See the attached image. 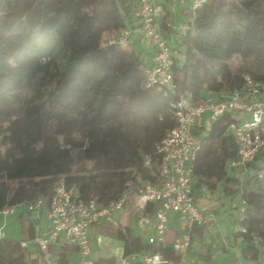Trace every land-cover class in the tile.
Listing matches in <instances>:
<instances>
[{"label":"trees","instance_id":"obj_1","mask_svg":"<svg viewBox=\"0 0 264 264\" xmlns=\"http://www.w3.org/2000/svg\"><path fill=\"white\" fill-rule=\"evenodd\" d=\"M139 9L140 0H0V211L41 198L48 214L61 181L104 205L131 187L129 225L101 223V233L122 243L123 256L159 252L179 261L171 247L155 248L134 231L137 176L153 179L146 158H154L156 145L176 126L182 98L204 103V92L240 90L244 76L264 82V0H206L188 10L173 88L147 86L148 65L128 44L114 41ZM232 122L224 113L208 129L193 131L198 149L191 185L193 194H214L239 183L245 206L237 225L245 232L235 236L242 257L257 260L264 246V162L257 161L264 152L247 164L251 171L241 182L230 175L227 166L237 154ZM78 134L83 148L73 143ZM88 164L85 173L75 169ZM153 213L149 204L147 214ZM19 217L33 241L35 223L25 212ZM74 251L69 244L54 247L53 264H70ZM37 253L32 258L22 243L0 242V264H47Z\"/></svg>","mask_w":264,"mask_h":264},{"label":"built area","instance_id":"obj_2","mask_svg":"<svg viewBox=\"0 0 264 264\" xmlns=\"http://www.w3.org/2000/svg\"><path fill=\"white\" fill-rule=\"evenodd\" d=\"M206 0H194L191 10H195ZM140 32L147 37L157 53L154 64L146 68L147 86L161 85L173 88V65L177 50L165 39L158 10L152 0H140L136 13ZM130 31L122 29L114 41L128 44ZM216 99L195 104L182 98L174 113L176 126L156 145L154 158H146V166L151 170L152 180L144 181L137 176L140 184L135 208L144 225L146 240L155 248L171 247L181 259H166L157 253H133L123 256L113 264H185V256L192 242L195 226L206 225L205 208L198 207L191 185V161L198 149V141L193 131L202 127L207 116L213 122L224 113H230L234 122L228 131L233 135L237 147L236 158L228 163V171L241 169L240 176H247V164L264 152V82L244 76L243 87L232 92L215 93ZM241 178V177H240ZM246 178V177H244ZM241 182L243 179H238ZM131 186V184L129 185ZM131 187L120 199L101 204L97 198L85 199L74 187L61 181L54 192L48 210L49 228L43 235L33 240L35 248L43 255L47 264L55 263L53 248L63 244L77 247L80 264H98L91 258L90 229L97 223L118 227V219L127 217L126 204L130 200ZM240 197V218L244 213L245 201ZM149 204L154 205V213L148 215ZM44 200L38 198L24 204L27 212L42 210ZM17 208H4L0 217L14 215ZM171 214L177 216L179 232L170 238ZM239 218V219H240ZM5 222L0 225V241L6 239ZM154 233L149 235L148 232ZM243 227L236 225L234 233H244ZM258 242V239H255ZM24 247L26 245L23 244Z\"/></svg>","mask_w":264,"mask_h":264},{"label":"rangeland","instance_id":"obj_3","mask_svg":"<svg viewBox=\"0 0 264 264\" xmlns=\"http://www.w3.org/2000/svg\"><path fill=\"white\" fill-rule=\"evenodd\" d=\"M181 51L182 54H180V57L182 58L184 56V50ZM203 94L207 101L211 99L210 93L204 92ZM36 98L41 100L45 98V96L37 94ZM210 124L211 122L207 121L204 128L208 129ZM73 143L76 148H83L85 145L84 139L79 134L74 136ZM257 162V164L262 163L264 162V159H260ZM89 168L90 165L88 164L85 166L78 165L75 169L85 173ZM237 171L238 169H235L232 172L229 171V174H237L238 176L240 173ZM233 192H236L235 198L231 200L230 196ZM240 192L241 189L239 183L232 182L224 190L225 195L223 194L222 189H219L215 194L202 195L199 192L196 193L195 196L197 198L204 197L205 202L211 201L217 203L219 210L216 215H213V220L210 221L209 224L203 226L205 228L202 233H193L190 248L184 258L186 262L185 264H264V246L259 247L260 252L257 260H247L241 255V239L237 238L234 233V227L237 225V221L240 218ZM224 198L227 199L224 200ZM22 211L23 208H18L16 214L10 215L5 219L0 217V225L5 222L4 231L7 241L23 243L26 245L30 253L35 255L38 254L37 248H35L33 241L27 237L25 233L26 224L22 223L19 217ZM127 214L126 218L118 219V227H113L125 229L129 225V211H127ZM220 215H224L225 219L220 220ZM47 216L48 215L44 209L36 212H25V217L34 222H37L39 219H44L45 229L47 228ZM37 229L38 235H43L46 232H44L45 229L43 230L41 227ZM144 229V225L140 220L135 222L134 231L136 234L145 235ZM90 238L91 258L93 260H119L122 257V243L114 236L102 234L101 223H97L90 229ZM195 256L198 258H195ZM70 264H80V256L78 252L74 251L70 254Z\"/></svg>","mask_w":264,"mask_h":264},{"label":"crops","instance_id":"obj_4","mask_svg":"<svg viewBox=\"0 0 264 264\" xmlns=\"http://www.w3.org/2000/svg\"><path fill=\"white\" fill-rule=\"evenodd\" d=\"M152 1L156 9L158 10V14H159L158 22L161 25L163 35L165 39L177 50L176 59H178L179 62H182L184 59V56L182 58L180 57V54H182L181 50H183L181 46V38L187 31V13H188V10L191 9L194 0H152ZM164 22L166 23L165 26L163 25ZM126 29L130 31V38H129L128 45L143 59V61L148 66H152L154 64V59H155L157 51L151 44L150 40L141 34L138 19L136 18L135 15L132 16L131 18L126 19ZM210 96H211L210 101H213L216 99V95L214 93H210ZM207 121H208V118L207 116H205L202 120V127L206 125ZM237 172L241 174L242 170L239 169ZM232 175L237 179H244V177H246V176H240V175L237 176V174H232ZM219 189H222V192L225 195L223 188L219 186L217 191ZM198 192L201 193L202 195L210 194L205 189L198 190L196 193ZM196 193L194 194L196 205L198 207H201V208L203 207L206 209L204 214L208 218L209 222L207 224H209L210 221L213 220V215H216V213L218 212L219 207L217 203H214L211 201L205 202L204 197L197 198L195 196ZM226 199L227 198H224V200ZM22 212H27V211L24 208ZM219 219L224 220L225 219L224 215H220ZM34 223L36 225V229L40 227L43 228V230L45 229L44 219H41V220L39 219L37 222H34ZM179 226L180 224L177 219V216H175L174 214H171V224H170V233H171L170 238L171 239H173L174 235L179 232V229H180ZM203 226H195L193 229V233L194 232L202 233V231L205 228ZM48 228H49V220L47 216V228L44 230V232L47 231ZM153 233H154L153 231L148 232L149 235ZM37 235H38V229H37ZM145 236H146V232H145ZM31 257L37 258L39 256L38 254H35V255L31 254ZM195 258H198V257L195 256ZM38 264H41V263H38Z\"/></svg>","mask_w":264,"mask_h":264}]
</instances>
